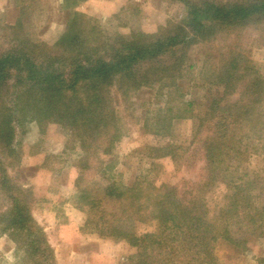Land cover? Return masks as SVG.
Masks as SVG:
<instances>
[{"label":"trees","instance_id":"1","mask_svg":"<svg viewBox=\"0 0 264 264\" xmlns=\"http://www.w3.org/2000/svg\"><path fill=\"white\" fill-rule=\"evenodd\" d=\"M35 1L15 0L20 15ZM63 1V8L72 13L52 45L30 39L21 22L2 29L11 34L1 37L7 43L4 48L0 44V193L6 201L0 209V235L13 243L20 264H56L44 229L31 216L32 194L14 185L6 173V161L14 154L15 126L32 120L41 130L48 124L59 126L82 155L72 165L77 171L74 207L86 215L82 232L126 243L135 249L134 264H217L214 251L219 240L239 249L245 244L232 240L227 227L249 209V197L232 180L233 194L216 215L215 225L208 220L206 196L218 184L219 170L226 171L230 162L240 163L252 152L242 146L243 139L264 138V82L238 40L246 31L264 40V0H175L185 9L180 22L129 38L102 35L92 20L75 10L87 0ZM224 36L233 38L227 42ZM218 38L209 89L218 88L221 94L211 98L198 120L196 134L201 139L184 151L197 150L195 162L203 166L200 178L178 186L84 185L83 176L98 170L124 137L120 111L131 96L142 88L158 87L167 94L176 90L186 51ZM165 113L157 116L149 132L165 136L172 122L182 119L169 116L171 108ZM147 149L153 160L177 162L182 155L180 146ZM194 167L193 163L185 168ZM113 168L107 164L105 171ZM147 223H154L156 230L135 233L136 224ZM257 261L264 264V257Z\"/></svg>","mask_w":264,"mask_h":264},{"label":"rangeland","instance_id":"2","mask_svg":"<svg viewBox=\"0 0 264 264\" xmlns=\"http://www.w3.org/2000/svg\"><path fill=\"white\" fill-rule=\"evenodd\" d=\"M63 6V0H36L21 16L15 0H0V44L4 43L1 48L7 44L1 37L11 34L7 29L2 30L3 27H11L18 22L22 23L23 32L30 39L52 45L54 38L48 42L41 39L52 25L56 30L58 25L65 22L64 30L72 12ZM75 10L92 20L106 37L118 34L129 38L131 34L139 32L154 34L168 22H180L185 16V9L175 0H87ZM232 38H227V42ZM238 40L243 53L264 82V40L258 39V34L252 31H246ZM220 44L218 38L213 42H199L186 51L183 77L176 81V90L167 94L165 90L160 92L158 87L142 88L131 96L126 104L127 108L124 106V110L120 111L126 130L124 137L115 144L111 157L104 158L98 170H92L83 176L84 185L96 188L109 183L119 187L137 183L178 186L184 180L195 182L198 176L200 178L203 166L195 162L197 150L194 149L196 151L191 154L184 151L190 144L196 143L197 139H201L200 134H196L198 120L203 117L201 114L211 98L221 94L218 88L209 89ZM167 108H171L169 116H179L182 119L174 120L165 136L149 132L154 129L157 116L166 115ZM262 118L264 120V116ZM16 120L22 121L20 117ZM41 128L42 130L32 120L15 126L12 142L14 154L6 161L9 162L5 164L6 173L14 185L30 191L33 196V201L31 197L30 204L28 203L31 216L43 229L49 230L45 234L55 260L58 257L65 261L68 259L64 256L66 252L73 251L74 248L71 246L61 249L57 246L61 244L58 233L60 227L65 226L67 230L61 236L70 239L77 233L76 225L84 226L86 221V215L74 207L75 191L72 187L77 176L72 165L80 162L82 155L77 145L59 126L48 124ZM241 144L252 152L240 163L237 160L230 162L232 165L226 171L219 170V182L206 196L208 220L215 225H218L216 215L227 206L229 197L233 194L232 180H236L235 184H239L240 190L249 197V209L242 210L235 220L229 222L234 225L227 227L232 240L238 243L245 241V244L239 249L219 240L214 251L217 264H258L257 259L264 257V212H261L264 205V138L259 140L257 136H249ZM166 145L180 146L181 159L173 162L169 158L153 160L148 157V147L159 148ZM193 163V169L185 168ZM107 164H113L114 168L105 171ZM5 205L6 201L0 193V209L3 210ZM155 230L154 223L134 226L136 234ZM85 242L87 244H80H83L81 250L88 256V264H134V248L133 255H128V251H122L118 255L117 251V255L112 256L108 250V257L104 255L100 258L92 252L88 253L93 245L87 240ZM14 248L6 236L0 235V264H20L16 260ZM67 254L70 255L69 252ZM123 256L126 257L121 260L120 257ZM71 259L75 262L72 263ZM65 264L85 263L75 256Z\"/></svg>","mask_w":264,"mask_h":264},{"label":"crops","instance_id":"3","mask_svg":"<svg viewBox=\"0 0 264 264\" xmlns=\"http://www.w3.org/2000/svg\"><path fill=\"white\" fill-rule=\"evenodd\" d=\"M64 24H65V22H64ZM64 24L58 25L56 30L53 27V25L50 26L48 31H47V34L41 40L48 42L50 39L54 38L53 41L55 42L59 38V36L63 33ZM76 227H78V229ZM76 227H75V229H76L77 233L75 235H73L72 238H70V239H64L61 236L64 233V231H67V230H66L65 226L60 227L58 233H59V236L61 237V239H60L61 244L57 245V246L61 247V249H66V248H70L71 246H73L74 250L73 251L70 250V251L66 252V255H64V256L65 257L67 256L66 258H68V259H66L65 261H64V258H63V260H62V258L60 260L58 257H56V264H65L66 262H70V258H74L75 256L80 258L85 264H88L87 263L88 256L83 252V250H81L83 244H80L81 242H83L84 244H87L85 242V240H87L89 244L93 245L92 250H90V251L85 250V251H89L88 253L92 252V253L98 255V257H100V258H102L104 255L106 257H108V254H107L108 250H110L112 256H114L115 254L117 255V251H119L118 255L122 251H128V255L134 254V250L132 248H130L128 245H126V243H124V242H117L116 243V242L100 239L99 237H97L94 234H91V233L88 234L84 231L82 232V230H81L82 226L76 225ZM48 231L49 230L44 229L45 233H47ZM62 238H63V240H62ZM68 252L70 255L67 254ZM124 257H126V256L120 257V259L124 260ZM71 260H72V263L75 262L74 259H71Z\"/></svg>","mask_w":264,"mask_h":264}]
</instances>
